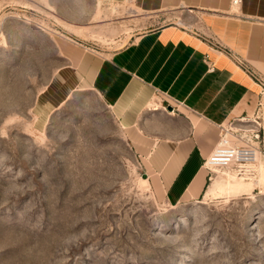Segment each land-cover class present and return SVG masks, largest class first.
<instances>
[{
    "label": "rangeland",
    "instance_id": "rangeland-1",
    "mask_svg": "<svg viewBox=\"0 0 264 264\" xmlns=\"http://www.w3.org/2000/svg\"><path fill=\"white\" fill-rule=\"evenodd\" d=\"M194 20L115 0H0V264H264V89L225 125L259 133L250 172L214 168L203 197L169 204L102 97L62 75L60 39L110 53Z\"/></svg>",
    "mask_w": 264,
    "mask_h": 264
},
{
    "label": "crops",
    "instance_id": "crops-1",
    "mask_svg": "<svg viewBox=\"0 0 264 264\" xmlns=\"http://www.w3.org/2000/svg\"><path fill=\"white\" fill-rule=\"evenodd\" d=\"M115 1L195 20L149 29L110 53L60 39L62 75L109 106L159 200H197L222 127L249 114L264 89V0Z\"/></svg>",
    "mask_w": 264,
    "mask_h": 264
},
{
    "label": "built area",
    "instance_id": "built-area-1",
    "mask_svg": "<svg viewBox=\"0 0 264 264\" xmlns=\"http://www.w3.org/2000/svg\"><path fill=\"white\" fill-rule=\"evenodd\" d=\"M240 2L241 0H233L235 5ZM240 131L242 133L235 134L231 128L222 127L221 137L216 147L204 161L205 167L210 172L217 167H233L237 174L247 175L250 172V165L257 160L259 153V148L254 143V137H259V133L254 134L251 129Z\"/></svg>",
    "mask_w": 264,
    "mask_h": 264
},
{
    "label": "water",
    "instance_id": "water-1",
    "mask_svg": "<svg viewBox=\"0 0 264 264\" xmlns=\"http://www.w3.org/2000/svg\"><path fill=\"white\" fill-rule=\"evenodd\" d=\"M143 178L145 179L146 182H148V175H147V173H143Z\"/></svg>",
    "mask_w": 264,
    "mask_h": 264
},
{
    "label": "bare ground",
    "instance_id": "bare-ground-1",
    "mask_svg": "<svg viewBox=\"0 0 264 264\" xmlns=\"http://www.w3.org/2000/svg\"><path fill=\"white\" fill-rule=\"evenodd\" d=\"M236 8V7H235Z\"/></svg>",
    "mask_w": 264,
    "mask_h": 264
}]
</instances>
